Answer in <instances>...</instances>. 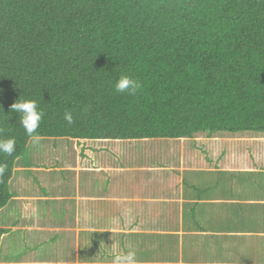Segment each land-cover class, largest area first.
Returning <instances> with one entry per match:
<instances>
[{
  "label": "trees",
  "instance_id": "1",
  "mask_svg": "<svg viewBox=\"0 0 264 264\" xmlns=\"http://www.w3.org/2000/svg\"><path fill=\"white\" fill-rule=\"evenodd\" d=\"M21 95L44 111L41 138L264 132V0H0V138L16 140L0 210L31 141L10 111Z\"/></svg>",
  "mask_w": 264,
  "mask_h": 264
},
{
  "label": "crops",
  "instance_id": "2",
  "mask_svg": "<svg viewBox=\"0 0 264 264\" xmlns=\"http://www.w3.org/2000/svg\"><path fill=\"white\" fill-rule=\"evenodd\" d=\"M198 134L176 139V160L131 164L132 155L90 147L122 139H87L75 166H32L53 185L38 193L24 172L16 180L0 221V264H111L114 242L134 250L138 264H264V132Z\"/></svg>",
  "mask_w": 264,
  "mask_h": 264
},
{
  "label": "rangeland",
  "instance_id": "3",
  "mask_svg": "<svg viewBox=\"0 0 264 264\" xmlns=\"http://www.w3.org/2000/svg\"><path fill=\"white\" fill-rule=\"evenodd\" d=\"M222 133V132H219ZM219 133L213 134L218 136ZM200 136H206L208 135L206 132L199 133ZM240 136V135H239ZM247 137V136H245ZM185 138H191V137H185ZM214 142V141H213ZM263 142L264 141H257V145H259V148H263ZM85 143V142H84ZM197 143V145H195ZM216 145H218L219 141L214 142ZM76 144L78 146L76 147ZM112 144L117 145L118 148L113 149ZM181 141L171 138H150V139H132V140H121V142H115L114 140H98V141H91L90 147L91 150L94 151L93 148L102 146V147H110L106 148V150L110 153H120V154H128L132 155L133 160L131 161V164H135L136 162H151L154 163L153 160L159 159V158H165V161H168L172 157L174 160H176L179 156V151L181 150ZM224 142L220 143V146H222ZM245 145V143H238L237 145H234L235 148H239L240 145ZM249 144H253V142H249ZM83 142L82 141H76L69 138H41V142L39 145H34L32 141L29 142L27 145L25 153L17 160L16 166H27V170H22V168H15L16 175L13 176L10 182V190L12 192L18 193V191L15 189H20L21 186H15L16 180L19 179H26L28 176L32 178L35 182H32L30 179L32 186H36L34 191H38V193H42L46 189L48 190L50 188V185L52 187V182H40V176L41 172L34 171L32 166H43L44 169L48 168H54L57 166H75L78 161V157L83 158L85 150H83ZM197 148L199 150H203L204 145L202 142H196L191 141V146L189 148ZM208 150H213L215 147L214 145L206 144L205 146ZM77 148V149H76ZM188 151H190L188 149ZM116 160V157H114ZM146 159V161H145ZM153 161V162H152ZM89 164L88 162H85ZM17 170V171H16ZM54 172H58L56 169H53ZM26 175L25 177L23 175ZM45 173L47 171L45 170ZM19 174V177H18ZM74 174L73 172H68L67 177H69L68 181H66L63 178L64 187L71 191L72 186L75 185L74 177H71ZM59 176V175H58ZM60 177V176H59ZM54 178V176H53ZM19 183V182H18ZM30 185V184H29ZM27 184L24 186V188H29ZM58 186L52 188V191L57 192ZM61 189H59L60 191ZM13 202V199H11L5 209H3L0 212V221L4 223V212L5 210L11 208V204ZM37 203L39 202L36 201ZM6 225V223H4ZM13 233V232H12ZM15 234L13 236H7V238H14Z\"/></svg>",
  "mask_w": 264,
  "mask_h": 264
},
{
  "label": "clouds",
  "instance_id": "4",
  "mask_svg": "<svg viewBox=\"0 0 264 264\" xmlns=\"http://www.w3.org/2000/svg\"><path fill=\"white\" fill-rule=\"evenodd\" d=\"M141 83L129 76L121 75L115 83V90L118 93H126L135 95L141 88ZM10 111L19 113V123L25 130L28 137L34 145H39L41 136L38 133V128L44 116V111L38 105V101L31 98H24L22 95L14 102ZM64 119L68 124L74 122L71 112L64 114ZM16 151V140L14 137L0 138V154L12 156ZM7 171L6 164H0V176H3ZM118 222V220L116 221ZM111 264H138L136 252L134 250H121L120 247L114 242L112 244V261Z\"/></svg>",
  "mask_w": 264,
  "mask_h": 264
}]
</instances>
